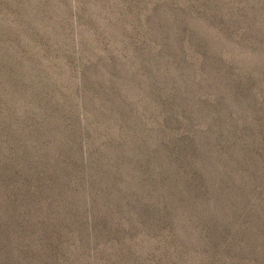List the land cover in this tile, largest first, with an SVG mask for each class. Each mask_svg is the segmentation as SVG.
Wrapping results in <instances>:
<instances>
[{"label": "rangeland", "instance_id": "rangeland-1", "mask_svg": "<svg viewBox=\"0 0 264 264\" xmlns=\"http://www.w3.org/2000/svg\"><path fill=\"white\" fill-rule=\"evenodd\" d=\"M0 264H264V0H0Z\"/></svg>", "mask_w": 264, "mask_h": 264}]
</instances>
